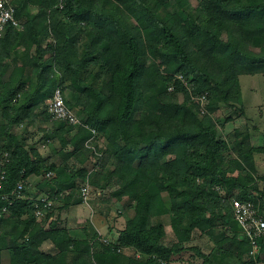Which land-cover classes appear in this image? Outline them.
<instances>
[{"label": "trees", "instance_id": "obj_1", "mask_svg": "<svg viewBox=\"0 0 264 264\" xmlns=\"http://www.w3.org/2000/svg\"><path fill=\"white\" fill-rule=\"evenodd\" d=\"M195 1L12 0L23 28L0 34V264H174L188 251L200 264H253L232 201L264 209V142L252 141L241 84L264 77V0ZM179 75L208 93L206 111ZM58 86L88 129L53 119ZM239 118L222 137L219 126ZM40 119L52 122L51 155L17 130ZM93 129L104 162L87 166ZM31 176L42 182L34 195ZM87 178L103 201L123 202L114 239L112 225L104 236L90 221L68 228L54 217L83 203ZM43 189L65 195L39 218ZM261 248L264 264V238Z\"/></svg>", "mask_w": 264, "mask_h": 264}, {"label": "rangeland", "instance_id": "obj_2", "mask_svg": "<svg viewBox=\"0 0 264 264\" xmlns=\"http://www.w3.org/2000/svg\"><path fill=\"white\" fill-rule=\"evenodd\" d=\"M194 4H196L195 0H194ZM241 84H242L244 102L251 103L253 100L255 101V98L257 96L264 100V77L263 76L244 75V77H242ZM253 87L255 88V90L252 89ZM180 97L181 99L183 98L182 96ZM224 108L225 106L223 105L222 109ZM249 109L250 110L248 114L255 117L256 116L255 109L253 107H250ZM244 120L245 119L243 118H239L235 121L226 123L224 126L220 125L219 126L220 135L228 140H231L233 138L234 129L244 124L245 123ZM29 125H31V127H29ZM29 125H28L29 127L28 135L30 136V142L37 143V145L41 148V152L44 155H51V153L53 152L54 146L57 145L58 143L56 138H53V135L50 134L51 131H49V129L52 126V122L51 121L45 122L42 119H40L39 121H36ZM20 129H17V130L20 131ZM98 136H99V139H102L103 137L99 132H98ZM258 142H259L258 144L263 143V139L261 138V140H259ZM79 143L81 144V142ZM97 143L98 142L96 140H91L89 141V143L84 144V151L88 155L91 156V159H90L91 162L87 161V164H86L87 166H92L94 160H97V159L101 162H104V159H101V157H99V154L96 152ZM54 158H57V155H54ZM30 180L33 184L30 188V191L34 195V192H35L34 190L39 189L41 186L39 185L42 183L41 177L34 176L33 178L31 177ZM109 193L110 192H106L105 196L103 195V197L110 198ZM124 203H126L127 205L129 201L126 199ZM83 204L87 207L85 214L83 215L88 217L89 220L91 219L92 220L95 219L98 221L101 220L103 224L105 223L104 225L106 228L104 232L106 234L104 236L109 235L108 229H109V226L112 225V227L115 230L113 231V234H111V236L109 235L108 237L110 239L116 238L118 231L124 227L125 222H126V215L124 212H122L124 208L121 207L123 202L119 204L115 198H112L111 201H103L101 199L100 193L91 192L88 202H83ZM73 208H75V205L73 206ZM67 209H70V208H67ZM67 209H65V211L63 210L64 212L63 211L60 212V214L64 213V216H65L62 218V220L68 219L66 215ZM58 212L59 210H56V214ZM81 212L84 213V209L81 210ZM56 214L54 217H56ZM52 219L53 218H51V220ZM59 225L61 226L60 222H59ZM167 233L168 234H167V237L165 238V241L169 243L174 238L173 229L170 225L167 226ZM197 243L204 252H209L212 247V243L208 240V238H202ZM96 259L98 262L99 258L97 257ZM201 262H202V258L200 256H198L194 251H188L187 253H184L182 257L179 260H177L174 264H200Z\"/></svg>", "mask_w": 264, "mask_h": 264}, {"label": "built area", "instance_id": "obj_3", "mask_svg": "<svg viewBox=\"0 0 264 264\" xmlns=\"http://www.w3.org/2000/svg\"><path fill=\"white\" fill-rule=\"evenodd\" d=\"M12 23L18 28H23L22 22L16 17V8L12 0H0V34L2 35L8 24ZM178 78L187 86L191 92L193 101L200 105L202 112L206 111V105L209 102L208 93H197L193 92L187 80L179 75ZM174 85L170 86L169 89L173 90ZM48 110L51 113L53 119L67 121L69 124L75 127H84L88 129L86 123L77 115L76 111L70 108L64 99L62 87L58 86L54 92L53 97L48 102ZM98 135L96 129L92 130V136L87 141L94 139V136ZM5 171L2 172L1 178H4ZM52 176V172L48 174V177ZM26 182L22 181L17 186V191L20 196L26 198V195L22 194V190L25 188ZM92 186L89 178L81 180V186L79 188V195L83 198V202H88L91 195ZM65 193L60 192L55 198L50 196V193L45 192L38 196V200L42 203V206L37 204L36 216L41 218L45 215L46 211L52 210L53 207L57 206L59 202L57 199L63 197ZM4 200H7L12 204V200L8 199V196L4 195ZM233 214L235 220L238 222L243 230V233L249 239L251 243V250L249 253L253 264H263V252L261 243L264 238V209L261 208L260 202H255L252 199L241 200L234 198L232 201ZM7 211V206L4 205L0 211V217L3 212ZM103 241L108 242L107 239ZM139 256V254H138Z\"/></svg>", "mask_w": 264, "mask_h": 264}, {"label": "crops", "instance_id": "obj_4", "mask_svg": "<svg viewBox=\"0 0 264 264\" xmlns=\"http://www.w3.org/2000/svg\"><path fill=\"white\" fill-rule=\"evenodd\" d=\"M242 77H244V76H242ZM242 77H241V80H242ZM252 89L255 90L254 87ZM245 107H246L247 114H248V112L250 110L249 109L250 107H253L255 109V113H256L255 117H253V116L248 114L249 117L251 118L250 123L252 125L255 124V125L258 126V128L255 129L254 132H253V136H252L253 143L258 144L259 143L258 141L261 140V138L263 139V142H264V138H263L264 137V100L257 96L255 98V101L253 100L251 103L245 102ZM29 127H31V125H29ZM29 127L28 126L26 127V125H24V126L21 127L20 131L22 132V131L25 130V132H28L29 131L28 130ZM31 177L33 178L34 176H31ZM31 177H30V179H31ZM30 179H29V185H30V188H31V186L33 184H32ZM39 190L40 189L34 190L35 191L34 194H37L39 192ZM45 192H46V190L43 189L40 195L44 194ZM73 206L74 205H71L69 207L70 209L66 210L67 211L66 215H67L68 219H63L62 220V218L65 217V216H64V213L60 214V211L56 214L55 219H57L58 222H60L61 226L68 227V228H75L77 226H80V225L84 224L86 221H90L93 224V226L97 229V231H99V233H101L102 235L106 234L104 232V230L106 228L105 225H104L105 223L103 224L101 222V220H99V221L95 220V219L94 220H92V219L89 220L88 217L83 215V214H85V211H86V208H87L83 203L82 204H75V208H73ZM72 209H74V210H72ZM83 209H84V213L81 212V210H83ZM64 211H65V209H64ZM114 230L115 229H113V231ZM108 231H109V229H108ZM116 237H118V233H117ZM46 248H50V245L44 244L42 246L43 250L46 249Z\"/></svg>", "mask_w": 264, "mask_h": 264}]
</instances>
